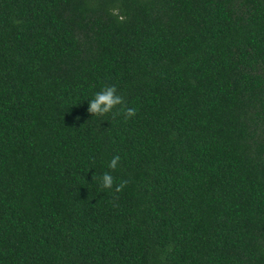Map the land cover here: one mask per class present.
<instances>
[{
  "label": "trees",
  "instance_id": "trees-1",
  "mask_svg": "<svg viewBox=\"0 0 264 264\" xmlns=\"http://www.w3.org/2000/svg\"><path fill=\"white\" fill-rule=\"evenodd\" d=\"M0 264H264V0H0Z\"/></svg>",
  "mask_w": 264,
  "mask_h": 264
},
{
  "label": "clouds",
  "instance_id": "clouds-1",
  "mask_svg": "<svg viewBox=\"0 0 264 264\" xmlns=\"http://www.w3.org/2000/svg\"><path fill=\"white\" fill-rule=\"evenodd\" d=\"M88 113L92 117L104 118L111 115L113 118L123 114L126 119L135 117L137 110L128 107L123 96L119 95L115 86H104L100 91L96 92L94 97L89 100ZM120 163V157L114 156L108 164V168L115 171ZM129 181L122 180L118 184L111 172H105L101 178V187L103 189L112 190L116 193L122 192L128 185Z\"/></svg>",
  "mask_w": 264,
  "mask_h": 264
}]
</instances>
